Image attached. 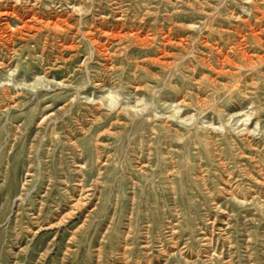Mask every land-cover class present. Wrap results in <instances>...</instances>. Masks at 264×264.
Masks as SVG:
<instances>
[{"label":"rangeland","instance_id":"374dc122","mask_svg":"<svg viewBox=\"0 0 264 264\" xmlns=\"http://www.w3.org/2000/svg\"><path fill=\"white\" fill-rule=\"evenodd\" d=\"M0 264H264V0H0Z\"/></svg>","mask_w":264,"mask_h":264}]
</instances>
